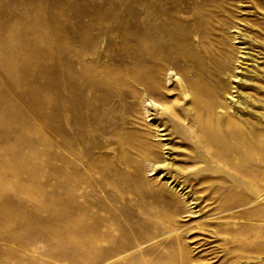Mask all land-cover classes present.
Listing matches in <instances>:
<instances>
[{
  "label": "rangeland",
  "instance_id": "374dc122",
  "mask_svg": "<svg viewBox=\"0 0 264 264\" xmlns=\"http://www.w3.org/2000/svg\"><path fill=\"white\" fill-rule=\"evenodd\" d=\"M0 264H264V0H0Z\"/></svg>",
  "mask_w": 264,
  "mask_h": 264
},
{
  "label": "bare ground",
  "instance_id": "6f19581e",
  "mask_svg": "<svg viewBox=\"0 0 264 264\" xmlns=\"http://www.w3.org/2000/svg\"><path fill=\"white\" fill-rule=\"evenodd\" d=\"M152 1H150L149 3H151ZM157 2V1H156ZM176 2V1H175ZM155 3V2H154ZM162 3V2H161ZM180 4H181V2H179ZM184 3V2H183ZM158 3H156V5H157ZM173 4V3H172ZM179 4V5H180ZM154 5V4H153ZM175 5V4H174ZM173 5V6H174ZM179 5H178V8H179ZM188 5V4H187ZM148 6V5H147ZM166 6V5H165ZM186 6V5H185ZM195 6V5H194ZM213 6V5H212ZM157 7V6H156ZM153 8V7H152ZM151 8V9H152ZM182 8V7H181ZM181 8H179V9H181ZM184 8V7H183ZM182 8V9H183ZM173 9H175V8H173ZM209 10V9H208ZM212 10V9H211ZM163 11V10H162ZM151 12V11H150ZM154 12V11H153ZM174 12V11H173ZM162 13V12H161ZM175 13V12H174ZM160 14V13H159ZM169 14H170V12H169ZM173 13H171V15H172ZM158 15V14H157ZM163 15V14H162ZM170 15V16H171ZM154 16V15H153ZM200 16V15H199ZM148 17H150V16H148ZM159 18H162V16L160 17V15L158 16ZM157 18V17H156ZM158 18V19H159ZM184 18V17H183ZM182 18V19H183ZM152 19V18H151ZM164 20V19H163ZM171 21V20H170ZM199 21H200V19H199ZM221 21V20H220ZM230 21V20H229ZM163 22V21H162ZM195 22V21H194ZM198 22V21H197ZM223 22V21H222ZM153 23V22H152ZM167 23V22H166ZM226 23V22H225ZM176 24H178L177 22H176ZM164 25H166L167 27H169L170 25H169V23H167V24H165L164 23ZM169 25V26H168ZM166 26H165V28H166ZM232 26H234V25H232ZM236 26V25H235ZM238 26V25H237ZM153 27V26H152ZM164 27V26H163ZM162 27V28H163ZM171 27V26H170ZM220 27V26H219ZM218 27V28H219ZM179 28H181V27H179ZM213 28V27H212ZM158 29V28H157ZM163 30V29H162ZM170 30V29H169ZM220 30H221V28H220ZM155 31H157V30H155ZM172 31V30H171ZM175 31V29L172 31V32H174ZM178 31V30H177ZM181 31V30H180ZM171 32V33H172ZM213 32V31H212ZM160 33V32H159ZM161 33H163V32H161ZM180 33V32H179ZM173 34V33H172ZM177 34V33H176ZM161 35V34H160ZM163 35H165V33L163 34ZM212 35V34H211ZM158 34H157V38H158ZM226 36V35H225ZM161 37V36H160ZM150 38V37H149ZM233 38L234 39H236L237 38V35H233ZM219 39H222V38H219ZM229 39V38H228ZM154 40V39H153ZM156 41H157V39H156ZM154 42V41H153ZM181 42V41H180ZM179 42V43H180ZM203 43H204V45L207 43H205L204 41H202ZM228 42V41H227ZM150 43V42H149ZM160 42H159V40H158V44H159ZM178 43V42H177ZM178 43V44H179ZM243 43H247V41H243ZM168 44V43H167ZM175 44V43H174ZM174 44H173V46H174ZM226 44V43H225ZM225 44H223L222 46H219L217 49H216V46L214 47V49H215V51H213L212 53V55L210 56V57H208V58H210V63H211V67L213 68V70H214V72H212V74L214 73V75L216 76V78H218L219 79V81L220 82H222V80H227L226 79V76L228 75L229 77H230V82H235V81H241V79L243 78L242 76H240V74H239V71H241V72H244V70H246L247 71V74H249L250 72H255L258 76L259 75H261V73L260 72H258L257 70H256V68H252L251 66H256V62H257V59H256V54L254 53V52H252L251 50H252V48H251V45H249L248 47H246V46H241L240 48L239 47H237L236 46V43H235V41H229V44H230V46H228V45H225ZM155 44L153 43V46H154ZM194 45V44H193ZM200 45V44H199ZM203 45V44H202ZM203 45V46H204ZM151 46V45H150ZM162 46V45H161ZM166 46V45H165ZM203 46H202V48H203ZM205 46H207V44L205 45ZM168 47V46H167ZM244 47H246V48H249V49H245ZM158 48V47H157ZM163 48H164V46H163ZM172 48V47H171ZM197 48V47H196ZM205 48H208V46L207 47H205ZM210 48V47H209ZM150 49H151V47H150ZM158 49H160V47L158 48ZM169 49V48H168ZM189 49H192V48H189ZM204 49V48H203ZM240 49V50H239ZM242 49V50H241ZM162 50V49H161ZM167 50V49H166ZM170 50V49H169ZM202 50V49H201ZM206 50V49H205ZM211 50V49H210ZM156 51H157V49H156ZM168 51V50H167ZM167 51H166V53H167ZM165 52V51H164ZM208 52V50H206V52H205V54ZM244 53L243 55H238V53ZM159 53V52H158ZM169 53H170V51H169ZM153 54L155 55L156 53H154L153 52ZM152 54V55H153ZM160 54V53H159ZM162 54V53H161ZM204 54V53H203ZM163 56L165 55V54H162ZM208 55H210V54H208ZM150 56V55H149ZM149 56H147V57H149ZM190 56V55H189ZM146 57V58H147ZM200 57H202V55L200 56ZM152 58V57H151ZM150 58V59H151ZM154 58V57H153ZM184 58V57H183ZM186 58H188V57H186ZM203 58H204V56H203ZM168 59V58H167ZM185 59V58H184ZM191 59H192V57H191ZM190 59V60H191ZM194 59V58H193ZM192 59V60H193ZM205 59V58H204ZM147 60V59H146ZM191 60V61H192ZM202 60V59H201ZM252 60V61H251ZM144 61V60H143ZM189 61V60H188ZM198 61V60H197ZM199 61H200V59H199ZM252 62V63H251ZM150 63V62H149ZM164 63V62H163ZM204 63V62H203ZM205 63H207V61L205 62ZM209 63V62H208ZM258 63V62H257ZM151 64H154V62H152ZM200 66H201V64H199ZM204 65V64H203ZM207 65V64H206ZM192 67H193V65H191ZM163 67V66H162ZM203 67V66H202ZM207 66H205V68H206ZM195 68H196V66H195ZM197 68H199V67H197ZM153 71H154V73H153V75L152 76H150L149 77V79H147V78H145V77H141V76H134V77H132L134 80H136L139 84L141 83L142 85H144V90L147 88V89H150V92L153 94V93H156L154 90L156 89H154V86H158V82H160L159 80L161 79H159V74L157 73L158 72V68L156 67V68H151ZM193 69V68H192ZM202 69V68H201ZM201 69L199 70L198 69V71H201ZM146 70V69H145ZM151 70V71H152ZM168 70V69H167ZM194 70V69H193ZM211 70V69H210ZM161 72H162V70H160ZM203 71V70H202ZM115 72V71H114ZM165 72V71H164ZM193 72V71H192ZM197 72V71H196ZM203 72H205V71H203ZM203 72H200V73H203ZM207 72V71H206ZM205 72V73H206ZM208 72H211V71H208ZM113 73V71L112 70H110L109 69V73H107L108 75H110V74H112ZM198 73V72H197ZM197 73H195V74H197ZM97 74V73H96ZM121 74V73H120ZM199 74V73H198ZM103 75V74H102ZM122 75V74H121ZM131 75V74H130ZM199 75H201V74H199ZM194 76H197V75H194ZM106 77H109V76H106ZM161 77V76H160ZM185 77V79L187 78L186 76H184ZM202 77V76H201ZM210 77H213L212 75H210ZM102 78H104V77H102ZM121 78V77H120ZM131 78V79H132ZM206 78H209V76L207 77L206 76ZM214 78V77H213ZM212 78V79H213ZM122 79V78H121ZM218 79H216L217 80V82H218ZM100 80L102 81V79L100 78ZM106 80H108L109 81V83L110 84H108V87H109V85L111 86V85H117V84H121L120 82H122V80H124V79H122V80H120L119 81V74H117V77H116V79H112V77H110V78H106ZM204 80V79H203ZM214 80V79H213ZM87 81V80H86ZM99 81V80H98ZM127 81V80H126ZM176 81V80H175ZM183 81V80H182ZM206 81H209V82H213V81H210V80H207L206 79ZM229 81H227V82H229ZM91 82H92V79H91ZM136 82V83H137ZM189 82V81H188ZM188 82H187V84H188ZM216 82V83H217ZM88 83V82H87ZM132 83V82H131ZM135 83V82H134ZM137 83V84H138ZM203 83V82H202ZM208 83V82H207ZM94 84V83H93ZM258 84V83H257ZM78 85V84H77ZM86 85V84H85ZM95 85V84H94ZM106 86H107V84H105ZM122 85V84H121ZM121 85H118V86H121ZM160 85L162 86V84L160 83ZM159 85V86H160ZM165 85V84H164ZM179 85V84H178ZM211 85H213V84H211ZM220 85V84H219ZM262 85V84H261ZM82 86H83V84H82ZM88 86H89V84H88ZM87 86V87H88ZM103 86V85H102ZM134 86V85H133ZM190 86H192V85H190ZM259 86V85H258ZM79 87H81V86H79ZM84 87V86H83ZM93 87V86H92ZM122 87V86H121ZM143 87V86H142ZM85 88V87H84ZM128 88V87H127ZM138 88V87H137ZM153 88V90H151ZM260 88H261V86H260ZM90 89V88H89ZM106 89V88H105ZM146 89V90H147ZM160 89V88H159ZM159 89H158V91H159ZM181 89V88H180ZM216 89V88H215ZM230 89V87L228 88V90ZM188 90H189V86H188ZM214 90V89H213ZM228 90H225L224 91V97L226 98H231V99H233V96H238V95H232L231 97H229V96H227L226 95V91H228ZM124 91V90H123ZM140 91H142V90H140ZM189 91H191V90H189ZM193 91V90H192ZM211 91V90H210ZM219 91V93H220V90H218ZM84 92V91H83ZM129 92V91H128ZM136 92V91H135ZM164 92V91H163ZM150 93V94H151ZM215 93V92H214ZM104 95H105V93H103ZM110 94H111V92H110ZM195 93L193 92V95H194ZM217 94V93H216ZM92 95H93V93H92ZM103 95V96H104ZM107 95V94H106ZM105 95V96H106ZM115 95V94H114ZM189 95V94H188ZM202 95V94H201ZM220 95V94H219ZM108 96V95H107ZM106 96V97H107ZM151 96V95H150ZM197 96V99L199 98L198 97V95H196ZM205 96V95H204ZM214 96V95H213ZM220 96H222V95H220ZM153 97V96H152ZM218 97V96H217ZM104 98V97H103ZM210 98V97H209ZM213 98V97H212ZM109 99V98H108ZM217 99V98H216ZM152 100V99H151ZM194 100V99H193ZM193 100H191V101H193ZM199 100H200V98H199ZM208 100V99H207ZM237 101H240L239 100V98H237L236 99ZM111 101V100H110ZM154 103H156L157 101H154V100H152ZM199 102V101H198ZM208 102H210V100H208ZM211 103H213V102H211ZM127 104V103H126ZM192 104V103H191ZM216 102H215V105L214 104H211V105H213V106H216ZM125 105V104H124ZM194 105H196V104H194ZM198 106V105H197ZM197 106H195V108L197 107ZM186 107V106H185ZM70 108V107H69ZM213 108V107H212ZM225 108H227V106H225ZM168 109V108H167ZM198 109V108H197ZM207 110H210L209 109V106L207 107ZM228 110V109H227ZM230 110L232 111V109L230 108ZM194 111V110H193ZM200 111V110H199ZM199 111H198V113H199ZM235 112L234 113H231L229 116H230V126L231 127H233V128H235V129H238L239 130V132L240 133H242L241 132V130H245V128H244V126H243V124L241 123V122H239L237 119H234V118H232L231 117V115L232 116H234L235 118H238L237 116H238V112H239V110H234ZM203 112H204V109H203ZM208 112V111H207ZM213 112V111H212ZM218 112V111H217ZM229 112V111H228ZM210 113V112H209ZM203 114V113H202ZM229 114V113H228ZM196 116H198L197 115V113L195 114ZM218 116V115H217ZM226 116H227V114H226ZM170 117V116H169ZM200 117V119H202L201 118V116H199ZM196 118V117H195ZM205 118V122H206V117H204ZM213 118V117H212ZM228 118V117H227ZM216 122H214V125H211L210 123H208V124H204V122H202V120H199V121H201L200 123L201 124H203V127H205V129H206V131H204L203 130V128L201 129V130H203L202 132L203 133H205V137H206V145H210L211 147H215V150L216 149H218V147H219V150L218 151H215V153H213V156H216L217 158L218 157H221L222 156V153H221V151H224V147H222V146H220V145H224L223 143H224V141L223 140H221L219 137V134L220 133H223V127L225 126H227V121L229 120V119H224V118H222V119H220V121L216 118H213ZM168 121V120H167ZM196 121V120H195ZM194 121V122H195ZM198 121V120H197ZM196 121V122H197ZM211 121V120H210ZM192 122V121H191ZM198 123V122H197ZM199 123V124H200ZM225 123H226V125H225ZM92 126V125H91ZM198 125H196V127H197ZM88 128V127H87ZM91 128V127H90ZM227 128V127H226ZM165 128H163V130H164ZM181 129H183V128H181ZM199 129V130H200ZM160 131L162 130V129H159ZM202 132H200V134L202 135ZM254 132V131H253ZM252 132V133H253ZM151 134V133H150ZM191 134V133H190ZM232 134V133H231ZM254 134V133H253ZM256 134V133H255ZM160 135H166V133L165 134H160ZM177 135V134H176ZM250 135V134H249ZM248 135V136H249ZM94 136V135H93ZM258 136V135H257ZM257 136H254V137H257ZM150 137V136H149ZM202 137H203V135H202ZM201 137V138H202ZM252 137V136H251ZM230 138V137H229ZM250 138V137H249ZM231 139V138H230ZM229 139V140H230ZM205 140V139H204ZM203 141V140H202ZM233 141V140H232ZM84 144V143H83ZM246 146V145H245ZM210 148V147H209ZM220 148L222 149L221 151H220ZM247 148V147H246ZM213 150V149H212ZM226 150V149H225ZM230 150H233V148L232 149H230ZM154 153L156 152V151H154V150H152ZM214 151V150H213ZM229 150H227V152H228ZM226 152V151H225ZM229 152H232V151H229ZM228 152V153H229ZM235 152H236V150H235ZM252 152V151H251ZM234 153V152H233ZM238 153V152H237ZM241 153V152H240ZM239 153V154H240ZM218 154H221V156L220 155H218ZM156 155V154H155ZM225 155V154H224ZM157 156V155H156ZM226 156V155H225ZM223 157V158H226V157ZM212 157V156H211ZM231 158V157H230ZM229 158V159H230ZM242 158V157H241ZM216 159V158H215ZM232 159V158H231ZM217 160H221V158H219V159H217ZM225 160H227V158L225 159ZM230 161V160H229ZM232 161V160H231ZM8 164V163H7ZM10 164V163H9ZM12 165V164H11ZM24 168V167H23ZM22 168V169H23ZM229 170V169H228ZM20 171V170H19ZM11 179V178H10ZM4 180V179H3ZM229 183V182H228ZM240 183V182H239ZM227 184V183H226ZM178 185H179V183H178ZM238 185V184H237ZM254 185V184H253ZM259 189V188H258ZM88 240V239H87ZM87 243V242H86ZM79 245V244H78ZM100 250V249H99ZM82 251V250H81ZM84 251V250H83ZM95 251V250H94Z\"/></svg>",
  "mask_w": 264,
  "mask_h": 264
}]
</instances>
